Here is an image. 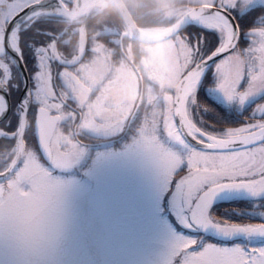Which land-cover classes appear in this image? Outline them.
I'll use <instances>...</instances> for the list:
<instances>
[{"label": "rangeland", "instance_id": "1", "mask_svg": "<svg viewBox=\"0 0 264 264\" xmlns=\"http://www.w3.org/2000/svg\"><path fill=\"white\" fill-rule=\"evenodd\" d=\"M241 4L239 13L262 2L242 0ZM218 31L224 38V30ZM249 34L245 52L249 63L240 51L216 63L215 85L208 89L225 99H232L236 89H244L241 95L246 101L264 94V28ZM140 49L145 52L140 63L147 77L167 90L160 108L152 107L157 94L149 90L144 104L152 116L140 124L135 139L106 151L86 153L85 147L62 137L59 129L51 141V164L25 148L21 166L0 183V264H264V245L200 247L198 239L189 235L200 231L189 216L196 194L241 182L252 186L245 199L264 197V143L231 152L189 147L173 124L169 92L190 65L188 44L176 36ZM39 52L31 88L39 106L58 109L62 100L73 99L85 105L82 126L89 132L112 137L120 130V119L134 108L138 88L124 59L107 79L110 52L101 49L103 56L95 52L89 65H77L70 75L60 70L55 91L47 73L48 54L41 48ZM97 121L104 125L97 126ZM235 132L228 137L242 134ZM179 169L185 171L174 180ZM169 211L187 234L176 231L166 218ZM259 214L264 218V212ZM207 219L215 223L209 215ZM215 224L228 240L240 237L249 239V245L258 243L249 235L258 223Z\"/></svg>", "mask_w": 264, "mask_h": 264}, {"label": "flooded vegetation", "instance_id": "2", "mask_svg": "<svg viewBox=\"0 0 264 264\" xmlns=\"http://www.w3.org/2000/svg\"><path fill=\"white\" fill-rule=\"evenodd\" d=\"M44 0H0V79L2 81H9L14 78V62L6 50V43L9 42L11 34H17V43L20 49L28 46L29 48L43 49L48 59L47 73L51 75V70H58V65L62 63L74 64L81 62L85 66L89 65L95 52L102 55L101 49L108 50V44L113 48L124 45L127 48L132 47L134 42L127 33L123 20L119 17L116 19V26H107L105 28H94V22L98 21L90 13L91 0H49L48 5H43L40 9L54 7L60 13L52 14L38 13L28 15L23 18L16 26L8 29L10 21L21 11L31 4L38 3ZM124 5L127 12H129L136 25H154L163 27V22L173 21L182 17L188 11L201 7L211 6L231 12H239V7H242V0H120ZM262 4L256 6H264ZM83 2L87 6L83 9ZM80 6L81 14L68 18L61 13V6L70 10L74 4ZM253 7V6H252ZM249 9V8H247ZM103 12H118L114 5L108 1ZM259 30V29H258ZM253 30L249 33L255 32ZM68 34L64 36V34ZM182 40H188L184 30L178 35ZM250 38V37H249ZM251 40V39H250ZM46 43V45L44 44ZM56 43L63 47L74 46L77 50L74 57L67 54L57 57L58 51L55 49ZM21 53V52H20ZM200 53L195 50L192 55L196 59L199 58ZM191 56V57H192ZM24 59V53L21 54ZM107 59L109 56H106ZM193 59V57H192ZM195 59V60H196ZM38 64L39 58L37 56ZM27 69V68H26ZM62 73V72H61ZM18 77L20 75L17 71ZM29 74V73H28ZM66 74L70 75L71 71L66 70ZM35 76V74H32ZM249 84V82H248ZM244 89H236L232 94V99H225L221 94H217L213 90H198L193 98L186 102L187 114L191 121L195 123L199 130L209 136L224 138L228 137L230 131L235 133L252 132L264 126V114L258 116V110L264 103V94L254 100H245L243 98ZM230 96V95H229ZM132 111L125 113L127 115L124 121H121L120 130L116 131L112 138L109 136L100 135L99 133L93 134L87 129L83 128L82 124L85 120V105L80 106L69 101H62L58 109H52V114H59L60 120L53 133L55 136L59 128V133L62 137H67L68 132L72 135V142L76 146L85 147L86 153H90L94 149L109 150L115 141L130 139L136 137L137 129L140 127L138 111L136 110L132 115ZM103 121L97 122V126H103ZM133 126H138L133 130ZM241 131V132H239ZM195 137L201 141H205L200 136ZM84 154V156L86 155ZM85 160V159H84ZM83 160V162H84ZM77 163L78 166L81 163ZM177 181V180H176ZM201 194V193H199ZM199 194H196L195 199ZM264 206V205H263ZM171 211V210H170ZM168 212L166 218L169 222L172 221V213ZM264 212V211H263ZM263 215V214H262ZM256 223L263 224L264 218L257 216ZM176 223L178 221L176 220ZM183 232V230H182ZM187 233V232H185ZM205 235V233H203ZM203 235V237H204ZM199 246H202L201 238L199 239Z\"/></svg>", "mask_w": 264, "mask_h": 264}, {"label": "water", "instance_id": "3", "mask_svg": "<svg viewBox=\"0 0 264 264\" xmlns=\"http://www.w3.org/2000/svg\"><path fill=\"white\" fill-rule=\"evenodd\" d=\"M107 1H109L117 9L131 39L142 44H154L168 40L183 31L188 25L196 24L198 19L206 15H212L214 17L223 19L228 25L230 31L229 37L225 35L222 45L204 59L195 63L180 77L174 87L172 98V114L175 125L180 136L189 146L204 152L238 151L264 143V126L252 132L242 133L231 137L217 138L206 135L200 131L192 123L187 114V96L184 97L186 85L197 75H205L215 62L232 53L238 44L239 28L234 16L231 13L223 9L207 5L197 7L185 13L169 27L163 29L160 34L155 36H147L142 33L143 29L139 28L135 24L129 12H127L120 0ZM49 3V0H44L26 7L10 21L8 29L16 26L26 16H30L34 10L40 9L43 5H48ZM78 10H80V6L77 3L74 4L70 10H67L61 6V13H63L68 18L80 15L81 13L77 12ZM6 50L18 69L21 80V93L17 102L19 109V121L14 144L15 155L8 168L5 171L0 172V182H4L5 180L9 179L21 161L24 151L23 138L26 130V116L31 100L29 79L22 59L18 51H14L9 48L8 43H6ZM0 96L4 102V109L0 112L1 124L8 117L11 108L8 88L3 82H1V79ZM263 113L264 103L258 110L257 114L258 116H261ZM58 121L59 116L52 115L50 110L40 107L36 108L34 136L38 150L46 163H50L52 159L50 140ZM195 135L200 136L205 141L198 140ZM251 191V185L241 182L222 184L207 189L202 194H200L192 204L189 215L191 222L196 228L204 232L206 235H210L217 239L228 240L227 237L221 234L220 225L210 222L207 219L208 211L215 204L246 198L247 194H249ZM249 235L264 239V224L253 226L249 231Z\"/></svg>", "mask_w": 264, "mask_h": 264}, {"label": "trees", "instance_id": "4", "mask_svg": "<svg viewBox=\"0 0 264 264\" xmlns=\"http://www.w3.org/2000/svg\"><path fill=\"white\" fill-rule=\"evenodd\" d=\"M94 18H97L98 21L94 22V28H105L107 26H116V19H119V15L117 12H103L100 15H95L93 16ZM235 18L236 22L239 28V33H240V38L238 45L236 47V50L240 51L243 59H245L249 63V58L246 57V51H249L250 47V34L249 32L253 30H258V29H263L264 28V6H253L246 11H243L242 13H235ZM172 21H164L163 24L164 26H168L171 24ZM141 26V25H139ZM142 26H148V25H142ZM149 26H154V25H149ZM184 32L186 36L188 37V40L185 42L188 44L191 50V54L194 53L195 51V44L198 53H200L198 60L206 57L209 55L211 52H213L223 41V36L219 32L215 31H209V30H204L202 28H199L197 26H188L184 29ZM68 34H64V36H67ZM46 45V43H44ZM142 44L132 42V47L127 48L125 45L120 48V47H115L113 48L111 44H108V51L110 52V73L107 77L111 76V73L116 71L118 66H119V61L121 59H124L126 62V66L129 67L132 71H134V68L138 70L141 76V82L137 80L138 82V94L140 91V87L142 85L143 92H142V100L140 103V106L138 108V114L140 115L139 117V123L143 122L144 119L147 120L149 119L152 114L149 108H146L144 105L145 98L147 97V92L149 90H154L155 94H157L156 99L153 101L155 107L159 109V100L163 96V94L167 90H161L157 85H155L147 76H148V71L145 70V67L140 63V59L145 55V52L140 49V46ZM20 46V51L21 54L24 53V63L27 68V71L29 73V79H30V85L31 88L33 87L34 84V75L38 72V61H37V56L38 54H41L39 52V49L36 48H29L28 46H25L22 48L21 44ZM56 51L58 53H61V55H68L70 57H74L76 55V48L72 45L70 47H63L59 43H56L55 45ZM39 58V57H38ZM195 58V57H194ZM196 59V58H195ZM79 63H74V64H68V63H62L58 65V70H51V81L53 84V87L56 88L58 87L60 83L59 74L60 70L62 69H68L69 71H72L74 67L79 65ZM14 68V73L15 76L13 79L9 81H4L8 88H9V97H10V102H11V111L8 116V118L3 121L0 124V128L5 131V132H14L16 130V127L18 125V108H17V101L19 99L20 91H21V83L20 79L17 74V69L15 68L14 65H12ZM63 70V71H66ZM214 68L212 67L208 73L205 75L202 84L199 87L200 91L207 90L208 88H211L215 85L214 82ZM57 84V86H56ZM35 85V84H34ZM246 86V84H245ZM244 86V87H245ZM151 87V89H150ZM172 92V91H171ZM57 95V93L55 92ZM58 96V95H57ZM138 97V96H137ZM264 97V96H263ZM63 101V100H62ZM66 101V100H64ZM68 101V100H67ZM137 98L135 100L134 106L136 104ZM70 102V101H69ZM73 103V101L71 100ZM76 104V102H74ZM38 102L31 98V104L28 109L27 113V126H26V131L24 134V142H25V148L27 151L33 152L37 158L41 160V156L38 153L37 147H36V141L34 138V132H33V126H34V115H35V109L38 107ZM138 126H133V130L136 129ZM176 129V128H175ZM177 131V130H176ZM68 136L72 138V135L70 132H68ZM127 139V138H126ZM14 140L15 138L8 139L5 137L0 138V172L5 170L8 165L10 164L14 153H15V148H14ZM124 140V139H123ZM122 140L115 141L114 144H112V147H117ZM23 161V159H22ZM21 161V163H22ZM21 163L19 166H21ZM183 170H178L174 177H177L178 174H181ZM2 184V183H1ZM264 197L258 198L255 200H250V199H236L234 201L230 202H223L219 204L213 205L209 209V216L213 221L216 223H220L221 225H226V227H240V226H246L249 224L256 223L258 219L256 218L260 210H264ZM172 223L175 226V229L179 232L181 229L177 225L176 221L172 219ZM201 238L202 244H215V245H231L236 243L237 245L241 246L242 248L249 247V248H257L261 245H264V240H258L259 242L256 244H250L249 245V239H244V238H237L234 240H225L223 241L222 239H213L209 235H206L203 237V234L201 232L195 234V237L197 239Z\"/></svg>", "mask_w": 264, "mask_h": 264}, {"label": "bare ground", "instance_id": "5", "mask_svg": "<svg viewBox=\"0 0 264 264\" xmlns=\"http://www.w3.org/2000/svg\"><path fill=\"white\" fill-rule=\"evenodd\" d=\"M86 6H87V3L83 2L82 8L84 9ZM43 11H46V13H52V14H59L60 13L56 8L51 7V8H46V9H36L32 12L31 15L34 16L35 14L42 13ZM196 24H198L199 26H202L204 28H208V29H216V30L223 29L225 32V35L227 37H229L230 31H229L228 25L221 18L214 17L212 15H206V16H203L202 18L198 19L196 21ZM161 32H162V30H159V29H143L142 30V33L144 35H147V36H155V35L160 34ZM239 38H240V33H239ZM8 45H9V48H11L14 51H17L18 43H17V34L15 32H13L11 34ZM110 78H111V76L109 77V79ZM203 78H204V74H199L196 77H194L186 85L185 91H184V97H186V96L188 97L191 93H193L194 90L197 89L198 86L201 84ZM3 109H4V102L0 96V112ZM3 135H4L3 131L0 130V137H2Z\"/></svg>", "mask_w": 264, "mask_h": 264}]
</instances>
